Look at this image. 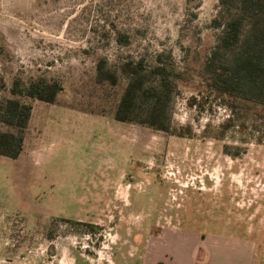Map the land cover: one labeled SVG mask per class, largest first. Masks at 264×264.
<instances>
[{
	"label": "rangeland",
	"instance_id": "374dc122",
	"mask_svg": "<svg viewBox=\"0 0 264 264\" xmlns=\"http://www.w3.org/2000/svg\"><path fill=\"white\" fill-rule=\"evenodd\" d=\"M216 9L217 0H0V98L37 78L59 86L53 102L18 95L30 106L22 147L0 155L15 264H141L148 240L169 229L264 234V126L222 128L231 113L201 77ZM157 57L178 73L170 122L181 135L112 115L121 63ZM99 63L115 84L97 79Z\"/></svg>",
	"mask_w": 264,
	"mask_h": 264
},
{
	"label": "trees",
	"instance_id": "16d2710c",
	"mask_svg": "<svg viewBox=\"0 0 264 264\" xmlns=\"http://www.w3.org/2000/svg\"><path fill=\"white\" fill-rule=\"evenodd\" d=\"M211 22L220 30L203 58L201 77L206 92L220 98L231 113L221 127L238 122L241 130L246 119L264 126V0H217ZM115 40L127 42V36L118 31ZM120 71L126 83L114 104V119L181 135L170 122L179 78L173 63L161 57L149 65L142 59L126 60ZM96 77L110 84L117 81L116 74L102 63ZM13 88L10 97L0 98V123L5 126L0 129V155L11 159L20 153L30 115V106L18 95L53 102L59 86L37 78ZM196 101L195 96L189 98L191 104Z\"/></svg>",
	"mask_w": 264,
	"mask_h": 264
},
{
	"label": "crops",
	"instance_id": "0c3cea01",
	"mask_svg": "<svg viewBox=\"0 0 264 264\" xmlns=\"http://www.w3.org/2000/svg\"><path fill=\"white\" fill-rule=\"evenodd\" d=\"M9 224L6 214L0 212V264L17 262L18 244L11 242ZM175 234L169 229L151 237L138 256L141 264H264V234L231 239Z\"/></svg>",
	"mask_w": 264,
	"mask_h": 264
}]
</instances>
